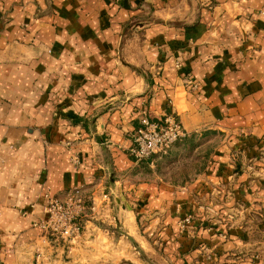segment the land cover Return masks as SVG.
<instances>
[{
    "label": "crops",
    "instance_id": "obj_1",
    "mask_svg": "<svg viewBox=\"0 0 264 264\" xmlns=\"http://www.w3.org/2000/svg\"><path fill=\"white\" fill-rule=\"evenodd\" d=\"M204 1L214 3L202 10L204 31L146 30L145 63L162 70L151 68L146 83L117 54L120 33L143 3L170 17L182 0H0V264H34L47 195L79 187L96 200L115 187L146 216L174 202L176 187L123 178L145 116L177 113L186 137L207 127L264 131V0ZM233 138L219 147L223 161L251 139ZM76 254L61 264H91Z\"/></svg>",
    "mask_w": 264,
    "mask_h": 264
},
{
    "label": "rangeland",
    "instance_id": "obj_2",
    "mask_svg": "<svg viewBox=\"0 0 264 264\" xmlns=\"http://www.w3.org/2000/svg\"><path fill=\"white\" fill-rule=\"evenodd\" d=\"M213 5L182 0L178 13L165 17L157 15L152 4L143 3L141 11L124 24L117 54L142 81L150 83L152 67L145 63L141 47L148 38L146 30L163 24L180 30L199 27L202 32L208 26L200 22L202 10ZM163 53L168 55L169 49ZM128 56H135L137 62ZM152 66L159 75L160 63ZM252 128L207 127L178 141L168 154L153 156L154 164L134 158L136 163L124 179L167 183L184 191L175 189L170 206L153 209L146 216L144 205L127 196L129 191L107 188L96 197L106 209L89 211L82 239L74 245L63 241L47 245L42 242L43 232L31 249L34 264H61L75 252L91 264H264V131L258 134ZM231 137L251 139L245 141V148L241 144L229 156L223 155L228 159L223 161L217 157L219 147ZM187 192L188 198H179ZM105 194L109 196L104 201Z\"/></svg>",
    "mask_w": 264,
    "mask_h": 264
},
{
    "label": "built area",
    "instance_id": "obj_3",
    "mask_svg": "<svg viewBox=\"0 0 264 264\" xmlns=\"http://www.w3.org/2000/svg\"><path fill=\"white\" fill-rule=\"evenodd\" d=\"M176 65L180 67L181 63L177 62ZM196 86L197 83H194ZM186 135V129L174 112L168 113L162 121H154L145 116L133 134L130 153L137 160L166 155ZM72 160L76 166L80 164L77 155ZM108 196L104 195V201ZM97 207L96 200L79 187L71 189L63 197L47 195V202L42 209L45 217L36 223L44 232L42 242L49 245L63 241L74 245L85 234L87 224L84 218L89 211L97 210ZM42 254L39 249L38 256Z\"/></svg>",
    "mask_w": 264,
    "mask_h": 264
}]
</instances>
